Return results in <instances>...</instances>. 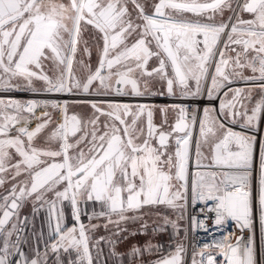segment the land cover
Segmentation results:
<instances>
[{
  "label": "snow or ice",
  "instance_id": "1",
  "mask_svg": "<svg viewBox=\"0 0 264 264\" xmlns=\"http://www.w3.org/2000/svg\"><path fill=\"white\" fill-rule=\"evenodd\" d=\"M89 30L97 63L79 61V77L74 61ZM157 84L161 95L206 97V106L189 116L188 106L174 105V124L161 108L156 124L153 106L110 98L142 97ZM0 91L95 97L83 117L68 114L67 100L0 98V187L8 185L0 264H49V253L52 264H64L61 253L67 264H94L89 230L101 225L92 220L116 225L118 237L127 231L121 223L144 221L145 208L160 206L175 219L165 215L153 232L170 225L171 250L149 242L117 253L109 237L112 255L137 264L156 252L153 264H187L181 222L189 200L205 206L204 219L191 217L193 231L207 232L212 213L223 233L193 246L191 264H264V0H0ZM29 200L34 214L47 206L48 236L38 238L43 250L38 242L26 252L28 217L21 221L19 210ZM65 202L70 226L58 208ZM229 222L241 233L235 242Z\"/></svg>",
  "mask_w": 264,
  "mask_h": 264
},
{
  "label": "rangeland",
  "instance_id": "2",
  "mask_svg": "<svg viewBox=\"0 0 264 264\" xmlns=\"http://www.w3.org/2000/svg\"><path fill=\"white\" fill-rule=\"evenodd\" d=\"M72 106L79 107L84 113V111L87 106V104L84 103H72ZM151 106V105H150ZM167 106V105H165ZM169 123L172 124V121L176 119V116L173 114H167ZM164 114L160 110H156L154 112V122L156 124H160L163 119ZM62 117H58L57 123L60 122ZM264 127V126H263ZM194 151V148H193ZM204 163H209V161H204ZM68 203V202H67ZM69 204V203H68ZM26 205V202L25 204ZM91 206V205H90ZM81 208L83 210L84 205H81ZM69 211H71L69 209ZM96 211H99V207H96ZM92 212V210H91ZM90 212V213H91ZM71 214V213H69ZM131 215V214H130ZM165 215H168L172 219H175V213L168 211L163 206L157 207V208H145L143 210V216L144 221H136V222H128V223H121L118 228L119 229H127L126 232H122L120 236H114L113 233L117 231L116 225H109L107 229L103 227L105 220L103 218L100 219H94L91 221L93 224H99L101 227L97 228L95 231L89 230V235L91 237L90 239V250L92 252L94 264H102L103 258H102V252L100 250L99 246H105L106 248V256L108 258V264H121V257L119 256H113L112 255V248L113 245L108 242V238L110 237L112 240H114L115 243V251L117 253H126L130 250V247L133 245L140 246L143 248V246L147 243H151L152 245L162 244L164 245V252L165 254L167 251H170L171 249L168 248L169 243L175 244V240L172 239V229L171 226H166L164 231L159 232H153V228L157 227L159 225L163 224V217ZM82 221L87 225L89 224V221L86 216L81 217ZM113 219H116V217H113ZM67 222L71 223V217L69 216V219ZM147 222V230L146 233L142 234L141 224ZM183 227H185V216L184 220L181 222ZM186 228V227H185ZM132 232H136L137 234L135 236L131 235ZM99 233V234H98ZM182 237H184L183 242L185 245L186 242V236L184 233L181 234ZM105 237L102 243V241L99 242L97 245L96 242L99 240V237ZM126 237V238H125ZM99 249V251H98ZM159 256V253L153 252L151 254L145 252L142 257L138 260L137 264H153L154 260L157 259ZM70 258V257H69ZM72 259H74V254L71 256ZM110 259V261H109ZM124 264H128V257H123Z\"/></svg>",
  "mask_w": 264,
  "mask_h": 264
},
{
  "label": "built area",
  "instance_id": "3",
  "mask_svg": "<svg viewBox=\"0 0 264 264\" xmlns=\"http://www.w3.org/2000/svg\"><path fill=\"white\" fill-rule=\"evenodd\" d=\"M83 60L85 63H88L89 60L93 67L97 63V56H82L79 58V60L74 65V72L77 76L83 77L85 75L84 71L80 67L79 61ZM240 86L243 85L242 83L236 84L233 86ZM0 98H16L20 100H28V99H60L61 101L67 100L68 102H83L87 103L88 100L95 98L94 96H87L85 94H77V95H68V94H55L52 96H42V95H34L29 92L25 91H0ZM116 99L118 102L121 103H130V104H147V105H157V106H165V105H186L188 106L189 110V116H191L192 111L199 107L201 110L203 107L206 106V97L204 99L201 98H192V97H186L182 98L177 94V96H169L167 94H164L160 96L159 94H151L148 93L145 96L142 97H133L130 95L121 96V97H110ZM218 107V102L216 104ZM37 115H39V111L37 112ZM200 115L202 116V111L200 112ZM198 131V129H197ZM261 134L264 135V127L262 126ZM254 186L256 185V181L258 180V174H259V157H258V147H257V154L254 161ZM205 206L201 203H197L196 205H192L191 201L189 200L188 206L186 208L185 212V227L188 229L186 234V242L185 247L187 249V254L185 255V260L187 261V264H191V253L193 246H200L204 243H208L212 240L213 237H219L223 233L220 230L215 229L213 224V218L214 214L207 213L208 219L205 221L208 225V231L205 232L203 229L197 228L195 231L192 230L191 227V217L197 216L198 219H204L205 213L201 212V209ZM207 210L205 209V212ZM227 231L232 233L233 236V242H235V237L241 235L239 229L235 228L231 222H229V225L227 226ZM244 236L248 235V232L245 231L243 233ZM256 239H257V245L259 246V224L258 221L256 223ZM198 251V247H197Z\"/></svg>",
  "mask_w": 264,
  "mask_h": 264
},
{
  "label": "crops",
  "instance_id": "4",
  "mask_svg": "<svg viewBox=\"0 0 264 264\" xmlns=\"http://www.w3.org/2000/svg\"><path fill=\"white\" fill-rule=\"evenodd\" d=\"M141 2V0H140ZM92 30H89V31H85L84 33H82V37H81V41L80 43L78 44V52H77V55H76V58H75V61H74V65L75 63L79 60V58H81L82 56H88L85 52H84V48H85V41H87V47L90 49L91 51V56H97V47H96V44L94 42V40L91 38V35H90V32ZM247 74H251V73H247ZM39 86V85H37ZM233 87H244V85H240V86H233ZM161 90V87H153L150 89L149 93L153 94V93H158L159 91ZM13 99H16V98H13ZM72 103H83V102H69V108H68V114H77L79 116H85V115H90L91 114V110L89 108V106L87 105L86 108H84L86 111V113H84L79 107H75V106H72L71 104ZM84 104H87V103H84ZM155 108V111L156 110H160L161 108H165L167 107L169 109V114H173L177 117L178 115V110H171L173 105H167V106H157V105H151ZM33 127H34V124H33ZM8 187V185H4L3 187H0V194H3L5 189ZM26 211L28 213V222L27 224L29 225L26 229V232L25 230L23 231L22 234H25L24 237L25 239L22 237V234H21V238L23 240L26 241V243H24L22 245V248L23 250H25L26 252H29L31 250L32 247L36 246L37 243L39 242V245H40V248L41 250H43V240H39L38 241V238L40 237V234L41 232H43V238L44 239H47V236H48V227H47V223H46V219H47V214H48V209H47V206L43 207V208H40L38 212H36L35 214L33 213V206H32V201L29 200L26 202ZM59 207H63V210H64V213H65V217H66V222L67 220L69 219V216L71 217V211H69V209L71 210V207H70V204H68L67 202H65L62 206L61 205H58V208ZM44 208L47 210V213L44 212ZM92 209V206H88V209L87 211L90 213ZM30 227V228H29ZM32 229V233H33V236H32V239L28 238L29 236L31 237V235L29 234H26L28 232V230ZM25 232V233H24ZM99 234V233H98ZM27 237V238H26ZM100 238V236H98ZM103 243V241H102ZM104 245V244H103ZM99 246L100 247V250L102 252V260H103V263L102 264H108V258L106 256V248L105 246ZM55 259V256L52 255L51 253H49V264H52V261ZM61 259L64 261V264H67V261L69 260V255L68 254H64V253H61ZM110 261V259H109Z\"/></svg>",
  "mask_w": 264,
  "mask_h": 264
},
{
  "label": "flooded vegetation",
  "instance_id": "5",
  "mask_svg": "<svg viewBox=\"0 0 264 264\" xmlns=\"http://www.w3.org/2000/svg\"><path fill=\"white\" fill-rule=\"evenodd\" d=\"M141 3H143V0H141ZM69 115H71V114H69ZM25 204V203H24ZM22 205V207L20 208V210H19V217H20V220L21 221H23V219H24V217H27L28 216V213H27V211H26V206L27 205ZM44 212L45 213H47V210L44 208ZM1 214V213H0ZM10 226V225H9ZM29 225L28 224H26L25 226H24V230H25V232H26V229H27V227H28ZM30 228V227H29ZM23 230V231H24ZM24 232V233H25ZM23 233V232H22ZM21 233V234H22ZM26 234H29V235H31V237L29 236L28 238L30 239H32V236H33V233H32V229H30V230H28V232L26 233ZM24 235L25 234H22V237L25 239V237H24ZM27 238V237H26Z\"/></svg>",
  "mask_w": 264,
  "mask_h": 264
},
{
  "label": "water",
  "instance_id": "6",
  "mask_svg": "<svg viewBox=\"0 0 264 264\" xmlns=\"http://www.w3.org/2000/svg\"><path fill=\"white\" fill-rule=\"evenodd\" d=\"M155 87H160V85L157 84ZM161 91H162V89L158 92V94H159L160 96H162V95H164V94H167V93H166V90H163L164 94L161 95V94H160ZM71 115H72V114H71ZM174 122H175V120L172 121V124H174ZM1 214H2V213H1Z\"/></svg>",
  "mask_w": 264,
  "mask_h": 264
}]
</instances>
